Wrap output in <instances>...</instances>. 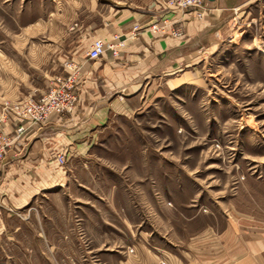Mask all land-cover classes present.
Masks as SVG:
<instances>
[{
	"label": "rangeland",
	"instance_id": "rangeland-1",
	"mask_svg": "<svg viewBox=\"0 0 264 264\" xmlns=\"http://www.w3.org/2000/svg\"><path fill=\"white\" fill-rule=\"evenodd\" d=\"M78 1L0 0L1 90L25 79L10 54L24 67L57 31L70 45ZM223 24L189 78L97 135L76 180L2 217L0 264H215L230 215H264V0Z\"/></svg>",
	"mask_w": 264,
	"mask_h": 264
},
{
	"label": "crops",
	"instance_id": "crops-1",
	"mask_svg": "<svg viewBox=\"0 0 264 264\" xmlns=\"http://www.w3.org/2000/svg\"><path fill=\"white\" fill-rule=\"evenodd\" d=\"M247 1L205 0L204 16L196 19L192 10L165 12L158 0H79L73 8L69 46L64 33L57 31L50 45L28 48L24 67L10 54V67L15 71L19 68L25 79L10 75L6 87L1 90L0 86V102L38 98L56 76L68 72V60L79 66L78 101L70 112L51 115L42 123H28L22 139L7 150L0 166V232L6 229L2 217L25 207L42 191H63L66 183L76 180V166L83 164L97 135L113 119L134 111L136 101L143 103L145 92L152 94L162 80L174 86L189 78L205 51L225 32L223 22L228 12ZM161 15L180 17L177 24L184 36L152 32L148 25ZM113 33L125 39L118 55L106 51L95 59L87 57L93 39H109ZM30 69L39 71L38 83L27 73ZM58 153L65 156L62 164L56 160ZM260 185L264 193V183ZM261 206L264 211V204ZM233 213L226 229L232 231V237L221 244L211 261L264 264V215Z\"/></svg>",
	"mask_w": 264,
	"mask_h": 264
},
{
	"label": "built area",
	"instance_id": "built-area-1",
	"mask_svg": "<svg viewBox=\"0 0 264 264\" xmlns=\"http://www.w3.org/2000/svg\"><path fill=\"white\" fill-rule=\"evenodd\" d=\"M163 11L182 13L192 10L196 19L204 16L205 0H158ZM180 17L161 15L148 25L155 33H166L175 38H182L184 30L178 25ZM125 45V39L118 33H113L109 39L95 38L89 45L86 55L90 59L110 51L112 55L119 54ZM68 72L56 76L47 90L38 98H23L18 100L4 99L0 102V166L7 150L18 143L29 124L42 123L51 115H61L73 110L78 101V64L73 60L65 63ZM29 123V124H28ZM10 129H6V128ZM56 160L62 164L65 161L63 153L56 155Z\"/></svg>",
	"mask_w": 264,
	"mask_h": 264
}]
</instances>
